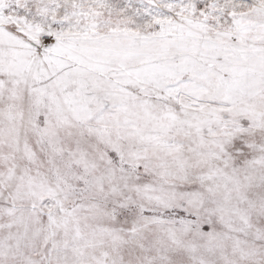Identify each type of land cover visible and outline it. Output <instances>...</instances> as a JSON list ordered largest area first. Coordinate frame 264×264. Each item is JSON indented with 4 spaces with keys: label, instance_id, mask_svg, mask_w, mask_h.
Segmentation results:
<instances>
[{
    "label": "snow or ice",
    "instance_id": "1",
    "mask_svg": "<svg viewBox=\"0 0 264 264\" xmlns=\"http://www.w3.org/2000/svg\"><path fill=\"white\" fill-rule=\"evenodd\" d=\"M0 264H264V0H0Z\"/></svg>",
    "mask_w": 264,
    "mask_h": 264
}]
</instances>
